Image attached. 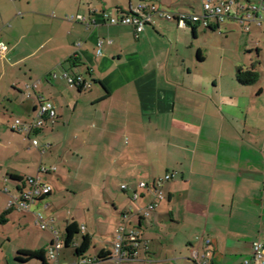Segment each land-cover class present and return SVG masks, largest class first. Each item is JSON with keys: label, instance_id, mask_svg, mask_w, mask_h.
I'll return each instance as SVG.
<instances>
[{"label": "crops", "instance_id": "crops-1", "mask_svg": "<svg viewBox=\"0 0 264 264\" xmlns=\"http://www.w3.org/2000/svg\"><path fill=\"white\" fill-rule=\"evenodd\" d=\"M12 1L14 6L0 4V41L8 46L0 59V190L7 196L6 209L24 185L12 175L35 176L41 165L56 167L42 175L53 187L44 201L53 227L61 216L60 200L54 198L60 183L78 184L94 195L110 193L120 181L129 201V208L111 220L108 238L99 240L88 224L65 219L57 231L63 242L57 262L36 253L47 245L21 248L16 261L79 264L81 257L112 253L123 213L151 201L153 181L168 173L174 177L163 185L166 198L141 223L138 256L121 264H195L193 250L206 249L212 250L211 264H243L252 257L253 245H264V77L250 87L224 74V67L208 73L195 43L200 24L181 28L155 15L137 32L133 25H111L103 17V11L120 16L140 4L200 14L202 0ZM15 9L24 19L10 28ZM224 25L242 30L229 19L213 31L222 33ZM254 29L264 35L255 25L242 31L250 35ZM254 49L259 56V43ZM24 65L29 73L23 75ZM65 71L83 74L91 88L71 86ZM34 81L38 87L27 98L24 85ZM44 99L54 102L57 120L30 137L13 131L9 122L32 121ZM140 181L149 188H139ZM135 189L138 201L132 199ZM118 198L111 199L117 210ZM75 223L80 232L66 245L67 228ZM84 234L90 241L79 256ZM94 264L116 263L96 259Z\"/></svg>", "mask_w": 264, "mask_h": 264}, {"label": "built area", "instance_id": "built-area-1", "mask_svg": "<svg viewBox=\"0 0 264 264\" xmlns=\"http://www.w3.org/2000/svg\"><path fill=\"white\" fill-rule=\"evenodd\" d=\"M202 13L190 12H171L159 8L155 4H140L129 12L122 13L120 16H115L110 12L103 11V17L108 24L111 25H133L137 32L142 31L147 24H151L153 16L158 15L160 18L174 21L181 28L192 27L200 24L205 28L218 29L221 23L231 19L236 20L241 26L242 30L250 31L251 26L263 27L264 25V0H202ZM70 19H75L74 16ZM79 21H84L82 16L77 17ZM81 45V42H78ZM8 46L0 41V59L7 51ZM64 77L68 83L78 89H89L92 82L87 80L81 73L64 72ZM55 76V74H54ZM39 82L34 81L24 85L23 92L27 98L32 97L33 92L36 91ZM57 111L53 101L44 99L40 102L39 107L35 111L32 121L23 122L19 118H15L10 126L14 131L23 133L30 137V135L40 131L49 121L55 122L57 120ZM33 144L38 146L39 141L33 139ZM56 167H46L41 165L39 174L35 176H28L23 180L24 185L19 189L18 193L9 201L7 208L15 209L20 213H32L35 218V223L43 230L50 229L53 234V240L46 249V255L50 260L58 261L59 251L63 247V242L59 233L48 222L44 215V210L47 208V203L44 201L51 194L53 187L50 183L45 182L43 174L55 171ZM174 174L168 173L164 177L158 178L152 183L153 198L138 212L140 216L148 217L152 210H154L164 199V192L162 187L165 181L170 180ZM139 188H149L145 181L139 182ZM122 189L127 190L128 186L123 184ZM140 198V192L136 189L132 191V199L137 201ZM127 224L129 216H124ZM81 232H86V227L81 226ZM126 225H121L116 229L113 239L112 260L116 264H121L126 260H133L139 254L138 233L134 230L131 232L129 239H126ZM129 240V244L126 241ZM206 244H211L210 239H206ZM127 247H133L128 250ZM253 256L247 259L243 264H264V245L261 242H256L252 248ZM212 250L206 249L202 254L197 250L192 252V260L195 264H211ZM95 258L81 257L79 264H94Z\"/></svg>", "mask_w": 264, "mask_h": 264}, {"label": "rangeland", "instance_id": "rangeland-1", "mask_svg": "<svg viewBox=\"0 0 264 264\" xmlns=\"http://www.w3.org/2000/svg\"><path fill=\"white\" fill-rule=\"evenodd\" d=\"M14 3L12 0H0L1 5L14 6ZM21 11L24 12L23 10ZM17 12L15 9L13 17L7 21L11 25L10 28L18 26L24 19L18 16ZM49 14L59 16L56 11H51ZM13 19H16V21ZM262 28H264V25ZM222 29L223 32L221 33L206 29L202 25L198 28L200 35L195 43L206 58L205 70L213 74L217 73L220 67H224V74H229L236 78L238 67L251 69L256 64V71L261 77H264V35L261 36L255 29L250 32L252 34L249 33L250 35L244 33L238 27L226 30V25H224ZM255 41L260 45L259 56L254 49ZM22 68L23 75L25 72L29 73L28 66L24 65ZM253 85H250V87ZM10 123L11 121L9 125ZM77 175L76 171L71 172L72 178H76ZM119 184L120 181L114 183L110 193H95L93 195L88 192L90 189H83L78 184L60 183L62 189L58 192L56 191L54 196V198L60 200L58 202V211L61 214L54 224L55 230L61 233L65 219L75 218L85 225L88 224L90 230H93L94 234L99 236L97 237L99 240L108 238L111 235L109 230L112 224L111 220L119 216V213H122L124 208H129V201L120 190ZM114 195L115 197L119 196L118 210L115 209L112 204L113 201H111ZM98 198H101V200L96 203L98 200L95 199ZM6 202L7 196L0 190V215L6 210ZM52 236L50 229L43 230L35 223V218L32 214L23 216V213L13 210L9 214L8 221L0 224V264H42L39 259L21 263L16 261L15 256L21 248L37 249L44 248L46 245L49 246L48 243ZM259 239L263 241L262 237ZM92 251L93 248H91ZM251 258V256L248 257V259ZM181 263L186 264L184 260Z\"/></svg>", "mask_w": 264, "mask_h": 264}, {"label": "trees", "instance_id": "trees-1", "mask_svg": "<svg viewBox=\"0 0 264 264\" xmlns=\"http://www.w3.org/2000/svg\"><path fill=\"white\" fill-rule=\"evenodd\" d=\"M190 28H193V29H195V25L194 26H192V27H190ZM206 29H209V30H215V29H212V28H206ZM257 55H258V51H257ZM256 65V64H255ZM255 65L251 68V69H249V68H247V69H244L243 67H238V69H237V72H236V79H237V81H238V83L239 84H241V85H250V84H254V83H256L257 81H258V79H259V77H260V75H259V73L256 71V69H255ZM47 100H49V99H47ZM57 111V110H56ZM13 130V129H12ZM14 131V130H13ZM17 132V131H16ZM171 174H174V173H171ZM174 177V176H173ZM173 177L170 179V180H172L173 179ZM12 178H13V180H20V181H22L23 182V178H21V177H18V176H13L12 175ZM167 181H169V180H167ZM167 181H165V182H167ZM147 183V182H146ZM148 184V183H147ZM122 190H124V191H127V190H125V189H122ZM162 190H163V187H162ZM133 191V190H132ZM138 191V190H137ZM164 192V191H163ZM140 197H141V194H140ZM166 198V196H165V194H164V199ZM164 199H162L161 201H163ZM138 201V200H137ZM160 201V202H161ZM150 202V201H149ZM148 202V203H149ZM159 206V205H158ZM157 206V207H158ZM156 207V208H157ZM141 208H143V207H140L138 210H133V209H129V212L128 213H123V219H122V221H121V223L119 224V226H121V225H126V239H129V237H130V235H131V232L132 231H136L137 233H138V243H140L141 244V242H142V239H141V230H140V226H141V223H142V221L143 220H145V219H147V218H149L150 216H151V214L155 211V209L154 210H152L151 211V213H150V215L148 216V217H143V216H140L139 215V210L141 209ZM13 210H15V209H12V208H7L6 210H4L3 212H2V214L0 215V224H4V223H6L7 221H8V217H9V214L13 211ZM16 211V210H15ZM125 215H128L129 216V220L127 221L128 223L126 224L125 223V220H124V216ZM118 226V227H119ZM67 231H68V233H67V237H66V245H69L70 243H71V239H72V236H73V234L74 233H76L77 231H79L80 232V230H79V227H78V225L75 223V224H71V225H69L68 226V228H67ZM84 236V243H83V245L81 246V247H79V248H77V250H76V253H77V255H79V256H81V254H83L85 251H86V249H87V247H88V244H89V237L86 235V234H84L83 235ZM129 244V240H127L126 241V244ZM140 247V246H139ZM132 248L133 247H127V249L130 251V250H132ZM138 250H139V248H138ZM38 255H45L46 254V250H43V251H38V252H36ZM96 259H102V260H104V261H108V260H110V259H112V253H106V254H100V257H97Z\"/></svg>", "mask_w": 264, "mask_h": 264}]
</instances>
